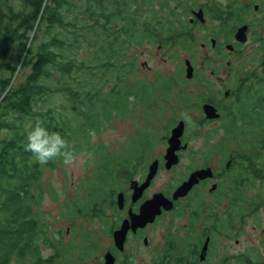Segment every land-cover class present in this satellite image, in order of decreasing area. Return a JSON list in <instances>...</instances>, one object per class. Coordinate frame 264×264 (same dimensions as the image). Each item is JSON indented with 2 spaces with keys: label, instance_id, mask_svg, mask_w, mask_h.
Returning a JSON list of instances; mask_svg holds the SVG:
<instances>
[{
  "label": "trees",
  "instance_id": "1",
  "mask_svg": "<svg viewBox=\"0 0 264 264\" xmlns=\"http://www.w3.org/2000/svg\"><path fill=\"white\" fill-rule=\"evenodd\" d=\"M155 1L168 8V0H0V264H67L68 254L83 257L93 251V233L79 229L78 243L74 235L68 244L55 243L47 221L38 220L43 172L64 158L36 161L25 147L26 132L39 121L61 134L73 157L90 149L97 173L86 195L66 198L59 206L66 218L106 225L116 180L125 178L149 139L151 147L156 140L139 133L122 155L109 156L101 145H91L90 134L126 116L133 95L144 109L149 107V92L132 79L136 64L131 52L149 42V31H162V18L150 7ZM237 11L229 15L239 20L249 6ZM169 12L173 18V8ZM18 75L22 78L15 83ZM241 90L224 109V133L243 152L235 153L233 166L252 170L260 154L248 151L264 150V77L250 87L242 84ZM43 250L51 253L43 256ZM77 261L71 258L70 263Z\"/></svg>",
  "mask_w": 264,
  "mask_h": 264
},
{
  "label": "flooded vegetation",
  "instance_id": "2",
  "mask_svg": "<svg viewBox=\"0 0 264 264\" xmlns=\"http://www.w3.org/2000/svg\"><path fill=\"white\" fill-rule=\"evenodd\" d=\"M183 4H176L173 0V21L162 23V31H149V43L155 46L157 51L163 50L166 46L173 47V61L176 57V47H179L185 53L180 65L181 69L173 68V74L163 76L160 73H154V80L149 82L146 78H135L133 81L139 82L145 92H149L150 103L155 98L162 97H178V94L189 97L192 107L201 114L200 121L202 123H222L218 130L224 131V109L230 104L236 102L241 93L242 84L244 87L253 86L258 79L264 77L263 65L264 58L260 60L258 65L251 63L254 69L260 72L249 73L244 71L243 65L239 60L243 56V47L248 43V35L254 23L258 19L252 18L249 22L245 21L248 14L259 12L262 8V1H251L248 4L249 11L238 20L236 16H230L229 10H221L219 3L211 4H195L189 3V0H182ZM187 3V4H186ZM180 11L186 19L177 20L175 11ZM211 20H217L218 32L215 35L213 27L209 26ZM233 23V27H228ZM163 26L167 27L165 30ZM245 27V41L236 38V34L241 28ZM204 30L203 42L198 43L197 33ZM157 34L163 36L157 39ZM259 38V37H258ZM261 38V37H260ZM262 42L263 39L261 38ZM143 42V44H144ZM142 44V46H143ZM260 45V44H259ZM141 46V47H142ZM138 50V49H137ZM201 52L202 60L197 64L194 63V57ZM211 54V56H210ZM227 60L224 62V59ZM237 59L239 69H233V65L229 59ZM166 62V58H162ZM135 62V60H134ZM225 63L229 68L228 79L232 82V88L224 85V79L217 77V83L224 85L220 89L216 88L213 81L215 70H208L209 64L217 67L219 64ZM136 64V63H135ZM147 62L139 65V72L149 71ZM136 66V65H135ZM190 67V77H187V67ZM135 69V67H134ZM150 74V71L148 72ZM114 81H109L108 91L112 93L116 87ZM194 87L199 89L201 93L193 92ZM173 89L177 90L178 93ZM159 90L160 95H157ZM181 91V93H179ZM222 96V98L220 97ZM127 107L130 108L139 102L135 96L128 98ZM197 103H195L194 101ZM172 103V104H171ZM171 106V119L168 120L166 129L167 133L163 136L164 148L158 156H150L149 152L142 151V155L134 162L133 167L125 175L123 184L116 188L111 201L110 210L113 216L110 222L105 225L106 234L109 238L108 245L100 250V245L96 241L93 251L85 256L79 255L76 264H209L214 261L215 264H224L226 252H231L238 247L239 240L233 238V231L237 224H241L245 219L251 216V213L261 205V200L247 201L238 196L240 186L246 185L248 182L257 187L264 185V160L256 164L252 170L233 166L235 163V153H243L240 149H227L219 152L222 159H218L215 165L207 162L206 155L203 152L199 156L189 151L185 141L188 130L187 120L185 118H173V99ZM144 104V103H143ZM140 106L143 105L140 103ZM210 106L215 110L216 117L208 118L204 112V107ZM183 123V133L179 138V146L173 152L176 156V162L169 168H166L165 156L168 148V138L171 131L180 123ZM226 135L225 133H223ZM214 135V134H213ZM227 139H220L218 142L225 144L231 141L232 136ZM218 147V145H217ZM264 150H249V155L262 154ZM188 153L187 162L183 163L184 154ZM213 155L218 154L215 150ZM260 157V156H259ZM259 159V158H258ZM138 160V161H137ZM200 160V162H199ZM156 165V172L148 185L140 191L137 188L141 186L147 178L149 169L152 165ZM180 167L179 171L177 169ZM138 168V169H137ZM209 171L203 178H198L184 194L178 195L177 190L182 184L187 182L190 176L197 172ZM161 172H173V182L168 189L157 188V178ZM236 173L237 175L233 174ZM259 173V176H257ZM138 184V185H137ZM119 194L122 196V202L119 206L117 198ZM161 194L171 202V208L165 209L160 207V213L151 221L137 227H132L131 217L138 215L141 206L151 200L154 195ZM172 199V200H171ZM239 206L250 207L242 217L237 219ZM162 209V210H161ZM218 214V218L216 217ZM96 220V219H94ZM127 222L128 228L122 241L115 244L114 233L118 231L123 223ZM71 227L66 231L70 235ZM159 232L160 241L154 244V237ZM77 237V235H76ZM143 254L146 257L136 262V258H140ZM106 256L111 261H106ZM71 264V263H67ZM238 264H260L252 263L249 258L244 257L243 261Z\"/></svg>",
  "mask_w": 264,
  "mask_h": 264
},
{
  "label": "rangeland",
  "instance_id": "3",
  "mask_svg": "<svg viewBox=\"0 0 264 264\" xmlns=\"http://www.w3.org/2000/svg\"><path fill=\"white\" fill-rule=\"evenodd\" d=\"M251 1L255 3V0H189V3L195 4H211L215 5L219 3L221 10L228 9L234 10L236 12L243 4H248ZM264 2V0H261ZM183 4L182 0H176V4ZM187 4V3H186ZM139 5V1L137 2ZM152 10L158 13V17L162 18L161 24L168 22L170 19L173 21V18H170L169 8H173V0H168L167 7L162 8L159 1H155L152 6ZM175 16L177 20L182 21L183 18L186 19L180 11H175ZM256 17L257 22L253 24L252 29L248 35V43L243 47L242 53L243 56L239 58L243 65L244 71L249 73L260 72L251 66V63L258 65L260 60L264 58V8H261L258 13L254 15L248 14L244 19L249 22L252 18ZM210 27H213L214 34L218 32V23L217 20H211L209 23ZM228 27H233V23H230ZM166 30L167 27L163 26ZM204 30L198 31L197 38L198 43L203 42ZM163 36L157 34V39L160 40ZM259 37V38H258ZM263 39V42L261 38ZM260 44V45H259ZM138 49V50H137ZM16 54L11 56L14 59ZM84 53L81 52L77 57L82 58ZM211 56V54H210ZM185 57V53L176 47V57L173 61V47L166 46L160 52L157 51L155 46L149 45V43L144 42L141 48L133 49L131 52V58L135 60L136 66L132 72V79L137 78H146L149 82L154 80V73H160L163 76L172 75L173 68L181 69L180 65L182 59ZM162 58H166V62L162 61ZM202 60L201 52L197 53L194 57V63H198ZM227 58L224 59V62ZM233 65V69L238 70L239 61L236 59H229ZM264 61V60H263ZM143 62H147L148 70L139 72L138 67ZM208 70H215L216 74L213 77V81L219 79H224L227 82V86L232 88V82L228 79L229 68L225 63L219 64L215 67L213 64H209L207 67ZM28 70V69H27ZM27 70H25L27 73ZM264 71V65L263 69ZM21 76L18 75L15 83L21 80ZM216 88L220 89L224 85L215 83ZM176 94L177 90L173 89ZM193 92H198L199 89L194 87ZM181 93V91H179ZM202 95L203 92L201 93ZM157 95H160L159 90H157ZM222 98V96L220 95ZM173 99V118H185L187 120L188 130L185 136V141L188 145L189 151L193 152L194 155L199 156L201 152L203 155H206L207 162L211 165H215L218 159H222V155L219 154L224 149L231 151L232 149H239L237 143L227 142H218L220 139L229 140L230 137L224 135L223 130H218L222 123H202L198 124L200 121L201 114H199L191 105L189 97L184 98V95L178 94V97H162L155 98L149 105L147 109H144L140 104H136L129 108V112L126 116L120 117L117 120H112L109 125L103 127L97 132H92L90 134V143L91 145H101L107 155H122L124 150L129 147V145L134 141L135 136L139 133L147 132L151 136L155 137V142L151 147V140L147 144V149L143 150L149 152L150 156H158L159 153L164 148L163 136L167 133L168 129L166 126L168 120L171 119V106L170 103ZM193 100V99H192ZM194 101V100H193ZM197 103L196 101H194ZM172 104V103H171ZM144 109V110H143ZM214 134V135H213ZM218 145V147H217ZM215 150L218 154L213 155L212 151ZM253 150V149H251ZM89 150L80 151L76 156L73 157L71 163L66 164L64 161L61 164H57L52 170H45L41 178V187H42V202L38 210L35 211L37 218L40 221L46 220L48 228L50 227L51 233H49L52 240L56 243L57 239H61L60 243L68 244L72 235L75 237V242L78 243L76 238L77 232L79 229H82L84 232H91L96 236V241L100 245L99 249L103 250L109 243L108 235L106 234L105 225L98 220H71L66 218L63 214L64 211L61 210L59 204L62 203L66 198L71 200L76 194L84 197L87 193L86 187L96 175L97 164L93 154ZM139 151V150H138ZM134 151L133 153L136 154ZM132 153V154H133ZM188 153L184 154L183 163L187 162ZM262 163L264 160V151L260 155L259 159ZM257 160V161H258ZM138 161V160H137ZM200 162V160H199ZM138 169V168H137ZM180 167L177 169L179 171ZM237 175L236 173L233 174ZM111 182V181H110ZM157 188L168 189L169 185L173 182V172L165 173L161 172L156 180ZM123 184V179L119 178L116 180V187H120ZM49 187L55 193L57 197V203L53 201ZM33 192H38L37 189H34ZM238 196L247 201H256L261 200V205L255 207L251 216L237 224L235 229V234L233 238L239 240L238 247H235L234 251L226 252L225 263L224 264H238L240 261L244 260V257H248L252 263L264 264V185L257 187V184L253 185L248 182L244 186H240L238 191ZM247 209L250 207L239 206L238 215L242 217L245 214ZM107 222H110L113 213L110 209H105V214ZM112 215V216H111ZM218 218V214L216 216ZM106 222V224H107ZM74 225L75 230L70 232V235L66 234V231L69 227ZM154 244H157L160 241L159 232L154 237ZM51 253L50 250H43L42 255L47 256ZM146 257V254H143L139 259L136 258V262H139L141 258ZM71 258L74 260L79 259V255L76 252L73 256L68 254L65 257L66 263H70ZM86 264H91V261H87ZM209 264H215L214 261H210Z\"/></svg>",
  "mask_w": 264,
  "mask_h": 264
},
{
  "label": "water",
  "instance_id": "4",
  "mask_svg": "<svg viewBox=\"0 0 264 264\" xmlns=\"http://www.w3.org/2000/svg\"><path fill=\"white\" fill-rule=\"evenodd\" d=\"M245 27L241 28L240 31L236 34V38L242 40V42L245 41V36H244V31ZM190 70L191 68L188 66L187 67V77H190ZM204 112L207 115L208 118L216 117L217 115L215 114V110H213L210 106H205L204 107ZM183 133V123L180 122L172 131L171 135L168 138V148H167V153L165 156L166 160V168L169 169L175 162H176V156L173 154V152L178 148L179 146V138L181 134ZM156 172V165H152L149 169V173L147 175L146 181L137 188L138 194L139 195L140 191L143 190L149 183V181L153 178L154 174ZM209 173V171H202V172H197L194 173L190 176L189 180L182 184L177 190L178 195L184 194L194 183L197 182L198 178H203L206 176V174ZM122 196L119 194L117 198V204L120 206ZM160 207H164L165 209H170L171 208V202L167 200L163 195L157 194L154 195V197L145 202L140 210L139 214L131 217V225L132 227H137L145 224L146 222L151 221L156 215L160 213ZM128 225L127 222L123 223L121 228L114 233V241L115 244H118V241H122L125 233L127 231ZM106 261H111V259H108V256H106Z\"/></svg>",
  "mask_w": 264,
  "mask_h": 264
},
{
  "label": "clouds",
  "instance_id": "5",
  "mask_svg": "<svg viewBox=\"0 0 264 264\" xmlns=\"http://www.w3.org/2000/svg\"><path fill=\"white\" fill-rule=\"evenodd\" d=\"M26 141L25 147L40 163H45L55 156H62L66 164L73 160L72 152L67 150L66 140L61 134L55 131L50 132L39 121L27 130Z\"/></svg>",
  "mask_w": 264,
  "mask_h": 264
},
{
  "label": "bare ground",
  "instance_id": "6",
  "mask_svg": "<svg viewBox=\"0 0 264 264\" xmlns=\"http://www.w3.org/2000/svg\"><path fill=\"white\" fill-rule=\"evenodd\" d=\"M138 185V184H137ZM172 200V199H171ZM162 210V209H161Z\"/></svg>",
  "mask_w": 264,
  "mask_h": 264
}]
</instances>
